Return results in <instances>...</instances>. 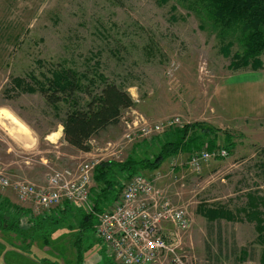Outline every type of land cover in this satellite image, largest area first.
Masks as SVG:
<instances>
[{"label": "rangeland", "instance_id": "obj_1", "mask_svg": "<svg viewBox=\"0 0 264 264\" xmlns=\"http://www.w3.org/2000/svg\"><path fill=\"white\" fill-rule=\"evenodd\" d=\"M211 24L185 0H0V160L17 180L42 184L53 170L92 159L125 161L137 147L139 156H152L159 149L125 138V122L132 124L135 117L205 124L218 131L217 149H225L231 138L235 146L228 144V156L213 157L194 171L189 167L194 153H182L158 171L139 174L154 179L160 173L155 182L160 199L187 209L190 227L176 243L187 264H264L257 224L237 213L249 194L264 198V54L258 71L231 69L242 52L238 38L222 41ZM51 66L90 79L100 73L135 100L118 125L93 139L92 154L64 141L67 103L55 108L42 93L17 86L16 79H23L35 87L31 77L42 81ZM99 85L89 89L98 92ZM77 98L82 104L88 94ZM0 199L9 201L11 214L17 207L41 216L10 191L0 190ZM205 206L225 207L241 220L211 222L201 213ZM54 210L35 236L21 219L27 240L0 229V264H118L93 231L85 233L79 261L75 243L85 210L74 206L66 216Z\"/></svg>", "mask_w": 264, "mask_h": 264}, {"label": "trees", "instance_id": "obj_2", "mask_svg": "<svg viewBox=\"0 0 264 264\" xmlns=\"http://www.w3.org/2000/svg\"><path fill=\"white\" fill-rule=\"evenodd\" d=\"M185 1L190 3L191 8L204 12L206 20L212 23L213 30L222 41L226 37L238 38L242 52L235 54L231 69L239 71L250 68L258 71L263 68L261 56L264 54V0ZM228 49H230V45L226 47L225 55L228 54ZM48 73L50 76L42 75V81L37 77H31L35 87L25 84L23 79H16L17 86L26 92L42 93L47 103L55 108L61 102L67 103L70 108L62 122L64 140L78 151L91 152V140L110 126L118 125L123 119L124 111L135 106V100L128 89L109 82L100 73L96 76L93 75V79H90L85 73L66 69V67L55 68V66H51ZM84 81L89 83L88 86L84 84ZM95 84H100L98 92H92L89 89ZM80 93L88 94V100H83L82 104L77 98ZM217 132L215 128L205 124H186L172 128L169 132H164L162 136L151 137L149 141L143 140L139 146L144 144L143 147L146 149L151 144L150 146L155 150L159 149L152 156H139L141 151L137 147L125 161H100L94 171L97 188L91 189L95 210L100 213L108 209L112 201L117 200L121 194L123 183L141 171H158L165 161L182 153L192 155L206 147L210 152L218 150L217 148L221 147ZM225 141L227 146L223 148L229 152V145H232L231 147L235 145L229 136ZM262 153H264V148ZM0 201H2L0 203V229L14 231L19 235L21 233L22 236H25L24 240H27L26 235L29 233L22 232L21 219H25L28 229H32L34 236L36 233L42 232L41 229L46 219H51L50 215L49 217L47 215L33 217L29 211L23 212L17 207L13 209L12 215L11 209L9 210L12 207L9 201L3 202L2 199ZM204 208L201 213L211 222L222 219L233 221L234 213L225 207L214 209L205 206ZM73 209L74 205L63 203L55 210H61L62 215L66 216ZM5 213L8 214L7 218ZM237 213H244L248 221L257 224L259 241L264 244V198L249 194L246 207L238 209ZM236 219L241 220L238 217L234 220ZM96 222L97 219L94 215L82 211L80 232L75 243L79 248V261L82 256L80 253L85 233L94 232ZM30 246L32 244L27 247Z\"/></svg>", "mask_w": 264, "mask_h": 264}, {"label": "built area", "instance_id": "obj_3", "mask_svg": "<svg viewBox=\"0 0 264 264\" xmlns=\"http://www.w3.org/2000/svg\"><path fill=\"white\" fill-rule=\"evenodd\" d=\"M125 120V119H124ZM125 138L145 140L166 130L183 126L180 119L149 123L135 117L125 122ZM109 146L111 144L109 143ZM113 154V153H112ZM228 152L218 149L194 153L189 167L199 171L203 163L214 158H224ZM99 161L89 160L74 169L53 170L42 184L20 181L0 160V190L12 192L22 204H30L41 216L50 214L63 203L81 207L85 213L96 217L94 234L108 247L118 264H187L179 255L180 232L190 227V217L184 207L174 205L170 199L159 197L152 179L136 174L123 183L122 194L104 212L95 210L92 183Z\"/></svg>", "mask_w": 264, "mask_h": 264}, {"label": "crops", "instance_id": "obj_4", "mask_svg": "<svg viewBox=\"0 0 264 264\" xmlns=\"http://www.w3.org/2000/svg\"><path fill=\"white\" fill-rule=\"evenodd\" d=\"M123 118H125V117H123ZM13 122H14V121H12V122L10 121V123L12 124V126H14V127H18V126L13 125ZM110 127H111V126H110ZM110 127H109L108 129H110ZM105 131H106V130H105ZM102 132H104V131H102ZM102 132H101V133H102ZM64 141H65V140H64ZM92 141H93V139L91 140L92 150H91V152H87V154H92V153H93L92 151H94V147H93V142H92ZM76 151H77V150H76ZM78 152H81V151H78ZM85 153H86V152H85ZM94 182H95V181H94Z\"/></svg>", "mask_w": 264, "mask_h": 264}]
</instances>
